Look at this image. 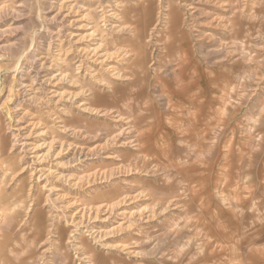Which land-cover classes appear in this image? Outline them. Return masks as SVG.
<instances>
[{
	"label": "rangeland",
	"instance_id": "rangeland-1",
	"mask_svg": "<svg viewBox=\"0 0 264 264\" xmlns=\"http://www.w3.org/2000/svg\"><path fill=\"white\" fill-rule=\"evenodd\" d=\"M0 264H264V0H0Z\"/></svg>",
	"mask_w": 264,
	"mask_h": 264
},
{
	"label": "crops",
	"instance_id": "crops-1",
	"mask_svg": "<svg viewBox=\"0 0 264 264\" xmlns=\"http://www.w3.org/2000/svg\"><path fill=\"white\" fill-rule=\"evenodd\" d=\"M178 60L180 61V59H178ZM185 65H186V63L183 64L182 62H179V67H180V68L183 67V66H185ZM180 68H179V70H180ZM182 69H183V68H182ZM182 69H181V70H182ZM181 70H180V73H182ZM243 239H244V238H243ZM241 240H242V238H240L239 241L241 242ZM239 241L237 242L238 244H239ZM243 241H244V240H243ZM243 241H242V242H243ZM251 241H254V240L251 239Z\"/></svg>",
	"mask_w": 264,
	"mask_h": 264
}]
</instances>
